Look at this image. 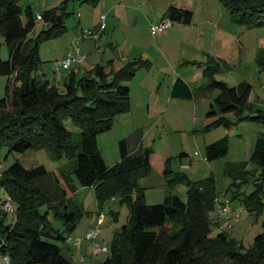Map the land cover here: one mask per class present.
I'll use <instances>...</instances> for the list:
<instances>
[{
  "label": "trees",
  "instance_id": "16d2710c",
  "mask_svg": "<svg viewBox=\"0 0 264 264\" xmlns=\"http://www.w3.org/2000/svg\"><path fill=\"white\" fill-rule=\"evenodd\" d=\"M69 1L39 12L38 21L30 6L23 9L19 0H0V46L5 44L9 54L7 60L0 58V76H14L0 99V149L23 154L42 148L54 159L70 162L68 167L48 171L44 166L25 168L16 161L0 174V195L5 192L6 196L0 209V257L7 256L8 264H72L61 246L66 237L53 222L60 220L71 230L75 226L74 175L81 186L95 188L99 200L113 194L130 209L129 220L116 235L103 264H264V229L246 248L224 229L212 228L210 212L218 198L213 178L192 182L186 173L174 172L169 167L170 157L166 158L162 176L169 187L185 183L187 201L170 195L160 204L149 205L139 181L153 169L152 148L140 147L131 155L122 140L120 161L112 167L106 165L97 137L111 129L119 115L130 111L128 83L141 68H151L149 60L128 62L106 73L113 64L109 61L82 76L71 67L61 88L38 77L43 63L39 47L67 31ZM78 1L94 6L100 2ZM218 2L230 13L233 23L264 27V0ZM164 18L189 25L193 12L170 6ZM37 22H43L45 29L33 35ZM256 61L264 72V52L257 55ZM210 64L204 69L208 82L201 95L217 93L206 112L204 131L232 126L234 120L264 123V111L245 114L251 109L252 86L246 81L229 86L217 80L215 73L220 71L221 63L212 58ZM171 95L191 100L197 93L178 78ZM66 119L73 120L79 135L66 128ZM227 152L228 140L224 137L208 144L205 155L213 161ZM250 160L258 178L256 172H247L245 163H228L225 173L240 183H256L252 195L241 201L248 210L259 212L263 205L257 197L264 185V134L258 137ZM8 202L13 206L11 210L6 207ZM169 221L177 223L179 229L170 232Z\"/></svg>",
  "mask_w": 264,
  "mask_h": 264
},
{
  "label": "rangeland",
  "instance_id": "374dc122",
  "mask_svg": "<svg viewBox=\"0 0 264 264\" xmlns=\"http://www.w3.org/2000/svg\"><path fill=\"white\" fill-rule=\"evenodd\" d=\"M64 1L19 0V5L23 9L30 5L33 11H37L61 6ZM154 1L158 4H149L148 9L153 13L150 17H146L145 9L140 12L142 15L139 12L140 15L136 12H125L122 16V25L115 28L113 26L117 23H112L109 18L103 34L98 39H92L83 38L81 34L83 30H94L100 26V14L97 15L96 11L98 5L80 4L78 0H70L66 5L67 11L71 13L65 22L67 31L54 39L42 42L39 47L40 58L43 61L41 68H44L43 71L48 74L46 79L50 81L53 80V72L56 70L59 77L52 84L61 88L63 77L67 76L72 68L69 70L58 68L56 65L59 61L56 59L59 60L60 56L68 53L71 47H77L81 56H85L83 62L72 66L80 76L86 73V70L90 72L96 66L95 64L107 61L112 51L135 49V52L139 53L138 60L149 59L153 63L151 68H141L128 83L131 91L130 111L119 115L112 128L100 133L97 137L98 147L106 165L112 167L120 161L122 140L126 141L127 150L131 155L135 154L140 147L152 148L155 151L152 156L153 169L148 177L139 181V187L143 188L144 201L149 205L160 204L170 195H177L183 201H187L185 183L176 187L167 185V181L162 176V167H159L160 159L170 157L169 167L174 172L186 173L192 182L213 178L218 199L221 203L229 202V212L225 218H220V211L216 206L210 212L212 228L214 231L224 229L232 238L249 248L254 238L264 229V185L257 197V200L263 203L260 211H250L241 199L252 195L257 188L256 183L254 181L240 183L239 180L227 175L225 171L228 163H245L247 172H256V178L259 177L255 164L250 159L258 137L264 134V123L234 120L232 126L221 125L209 132L204 131L206 111L217 92L201 95L208 82V77L204 74L208 60L197 55L194 49L200 48L209 52L212 50L211 37L207 35L200 42L196 39L199 28L207 33L212 26L204 25L201 17L196 24V17L193 20V27L187 28L188 31L194 32L190 36L172 33L173 29L178 27L177 22L172 23V28H169L166 34L152 35L151 26L158 25L159 22L151 23L155 21V18L161 19L165 12L162 11L165 5L163 0ZM225 11V19L220 24L224 32L215 45V51L220 50L222 58V62L219 61L220 71L215 73V77L229 86L248 82L252 86L249 105L251 109H247L245 114H255L258 110L264 111V72L259 70L256 61L257 55L264 52V27L249 28L235 24L230 13ZM43 29H45L44 23L38 22L33 35L39 34ZM108 43H113L114 50ZM163 46H165L166 60L158 51ZM89 52L93 54L86 59L85 54ZM141 56L143 57L140 58ZM0 58L3 60L9 58L7 47L3 43L0 46ZM161 67L171 68V70H167L168 73L164 76L160 74ZM158 76L161 77L159 84H157ZM177 76L183 78L197 93L196 98L191 100L178 98L170 101L168 96L165 97V92L169 95L168 88L171 87V81ZM10 82H13L10 77L0 76V99L5 96L6 86ZM155 83L156 87L163 85L159 94L162 102L156 107L160 110L148 113L145 108L148 98L156 93L155 87V90L152 88ZM150 109L153 107L151 106ZM64 122L66 128L74 135L80 134L73 120L66 119ZM224 137L228 140L226 156L208 161L205 155L206 146ZM16 161L25 168L44 166L48 171L70 165L66 158L56 160L48 150L42 148L29 150L23 154L8 153L6 148H2L0 149V174ZM72 177L76 187V194L72 198L77 205L75 226L71 230L60 220H54L53 226L64 233L66 241L61 246L63 253L72 261V264H103L111 253L110 248L116 235L129 220V206L113 194L99 200L95 188L83 187L74 175ZM5 198V192H3L0 195V209L3 208L1 203ZM13 214L9 215L10 221ZM238 214L239 219H237ZM96 227L100 228L101 234L89 244L86 235ZM179 227L174 221L167 223L170 232L177 231ZM105 244H108L109 252H99L98 245L103 247Z\"/></svg>",
  "mask_w": 264,
  "mask_h": 264
},
{
  "label": "crops",
  "instance_id": "0c3cea01",
  "mask_svg": "<svg viewBox=\"0 0 264 264\" xmlns=\"http://www.w3.org/2000/svg\"><path fill=\"white\" fill-rule=\"evenodd\" d=\"M162 2H164V4H165L163 6V8H162V11H165V12L170 6H175V7L182 8V9H187V10H190V11L193 12V19H192L191 23L189 25L184 24V26H182L183 23H178V27L176 29H173L172 33L176 32L177 34H181L183 36H185V35H189L190 36V34L194 33V32L193 31H188L187 28H188V26L189 27H191V26L193 27V24H194L193 20L196 17L198 19V20L196 19V21H195L196 24H197V21H199V19L201 17L202 18L201 22H203L204 25L212 26V28L207 33L204 32L203 29L199 28L198 32L196 34V39H197L198 42L204 40V38L207 35L212 38L213 43H212V48H211L212 50H210L211 54H210V52L208 50H204V49H200V48H195L194 51L195 50L197 51V55L205 57L204 60H208V64L207 65H211L210 63H211V59L212 58L216 59L217 61L222 62L221 61L222 58L220 56L221 55L220 54V50H216L215 51V45H216V43L219 42L218 40L220 39L221 34H223V32H224V29H223V27L220 26V24H221V21L225 19V15H226V11L225 10L226 9L218 2V0H163ZM150 3L158 4L157 1H154V0H108L107 2L102 0L100 3H98V6H96V11H97V15L100 14V21H102L101 17L105 16V30H106V27H107L106 23L109 20V18H111L112 23H117V24H115L113 26L114 28L118 27L119 25H122V23H123L122 16H124L125 12H136L138 15H140L141 14L140 12H143V10L145 9L146 17H150L151 14L153 15V13L151 11H149V9H148V6H149ZM30 7L32 9V6H30ZM43 10H47V9L45 8ZM43 10L33 11V9H32V11H33L35 16H36L37 13H39V12H41ZM146 10L148 11V13H147ZM165 12L162 15L161 19L155 18V21L152 22L151 24H157L158 22L160 23L164 19ZM153 19H154V17H153ZM214 23H215V25H214ZM179 24H182V25H179ZM95 27H97V26H95ZM98 27L95 28V29H98ZM81 30H83V29H81ZM200 32H202V33H200ZM108 44H109V47H111L114 50L113 43H108ZM71 48H69V49H71ZM158 51H159L160 55H163L165 60H166L167 56H166V52H165V46L161 47ZM66 53L63 54L62 56H60L59 60L57 58L56 61H60L61 59H63L66 56ZM92 54H93V52L92 53L91 52L86 53L85 54V55H87L86 59H89L90 55H92ZM53 55L56 56V54H52V56ZM138 56H139V53H136L135 49H133L132 51L131 50H126V49L125 50H117V52L112 51V53L107 57V61L105 60L104 62L95 64V65H101V64L106 65L107 62L113 61L112 66L106 68V73H108V72H110L111 68L113 70L117 71L120 68H122L126 63L138 60L139 59ZM142 57L143 56H141L140 58H142ZM58 63L59 62H57L56 66H58ZM152 65H153V63H152ZM43 69L41 68L40 73H38V77L46 79V77H48V74H46L43 71ZM167 70H171V68L167 69V68L161 67L160 68V74H162L164 76L167 75V73H168ZM55 71L53 72V76H52L53 80L50 81L49 79H47L51 83L56 81V79L59 77V75ZM86 72H88V71L86 70ZM178 78L179 77L177 76V77L173 78V80L171 81V84H170L171 87L168 88L169 95H167V92H165V97L168 96L169 97L168 99L170 101L174 100V99H178V98L172 97V95H171L172 86H173L174 82ZM10 79L13 80L14 76H10ZM63 79H64V77H63ZM162 79H164V78H162ZM181 79L183 80V78H181ZM158 80L159 81H157V84L161 83L160 82L161 81V77L160 76H158ZM157 84L155 83L154 86L152 87L153 89L155 87L156 93L153 94V97H149L148 98V103H147V106L145 108L146 112H148V113H151V111H156L157 112L158 110H160V109H156V107L159 106L161 104V102H162L160 100L159 94L161 93V89H162L163 85L161 84V85H159V87L158 86L156 87ZM130 93H131V91H130ZM152 101H153V103H152ZM151 106L153 107V109H150ZM165 159L166 158L160 159L159 167H162V170H163V167H164V160ZM151 162H153V159H152Z\"/></svg>",
  "mask_w": 264,
  "mask_h": 264
},
{
  "label": "built area",
  "instance_id": "2783aa9c",
  "mask_svg": "<svg viewBox=\"0 0 264 264\" xmlns=\"http://www.w3.org/2000/svg\"><path fill=\"white\" fill-rule=\"evenodd\" d=\"M36 19L38 21L41 20V14H36ZM101 24L96 30H83L82 31V37L83 38H92V39H98L100 35L105 31V16L101 17ZM172 21L168 18H164L158 25H152L151 26V33L152 35L158 36L163 35L167 32L169 28L172 27ZM84 57L81 56V52L77 47L71 48L70 51L66 54V56L61 59L58 63V67L63 70H69L74 64H79L83 62ZM216 206L219 209V214L221 215L220 218H225L227 213L229 212V202L221 203L220 200L217 198L216 200ZM6 207L8 210L12 209V205L8 202L6 204ZM237 219H239V214L237 216ZM101 234L100 228L96 227L94 229H91L87 235L86 240L90 244V242L97 239ZM99 252H109L108 244H105L103 247H100L98 245ZM9 258L7 256H1L0 257V263L1 264H8Z\"/></svg>",
  "mask_w": 264,
  "mask_h": 264
}]
</instances>
